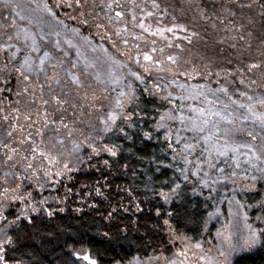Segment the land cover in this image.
Listing matches in <instances>:
<instances>
[{
  "label": "trees",
  "instance_id": "obj_1",
  "mask_svg": "<svg viewBox=\"0 0 264 264\" xmlns=\"http://www.w3.org/2000/svg\"><path fill=\"white\" fill-rule=\"evenodd\" d=\"M48 2L53 7L56 4V0ZM69 3L73 6L54 7L57 18L72 28H79L80 35L111 53L122 66V58H129V79L121 91H129L127 85L130 84L135 94L133 96L129 91V99L119 97V90L112 87L99 90L111 104L110 108L102 106L91 114L83 108L87 118L93 121L79 120L83 124L77 125V110L82 104L78 94L87 90V86H91L90 90L95 86L89 70L80 65L76 52L60 39V48H57L56 39L42 40L36 36L39 50L32 51L31 43L23 37L21 26L24 22L16 18L15 7L0 3V89H3L0 91V176L6 172L30 175L25 168L27 163L33 164L34 161L31 154L33 142L46 152L49 149L61 152L64 145L75 141L80 144V149L70 153V167L76 164L77 157L85 161L79 165V170L43 179L45 186L42 190L36 189L35 181H24L35 202L38 204L47 199V205L39 214H33L32 224L25 221L21 225L17 232L18 247L9 252V257L22 261V264H87L72 255L77 251L90 254L98 264H126L134 258L146 259L168 250L163 226L165 220L175 232L191 239L203 233L208 235L216 227L214 217L225 209L227 196L234 195L247 209L250 222L260 226L261 230L257 248L236 256L231 264H264V172L258 170L264 166L253 160L257 168L242 162L236 167L231 154L219 156L215 151L209 158L204 151L205 144L186 129L187 121L181 124L179 119L168 118L169 114L179 117L180 110L171 99L163 98L168 95L167 91L157 92L155 87L163 77L157 71L167 67L174 68L170 81L175 87L186 83L206 86L204 77L210 72V76L228 77L234 82L233 100L248 104L252 102L240 100L243 90L239 86H244L245 81L236 85V79L257 72L256 75L260 74L263 79L256 85L262 88L254 91L253 98L264 96V8L261 7L264 0H115V3L113 0H87L83 7L73 0ZM110 3L111 9L107 7ZM241 4H251V7H241ZM70 8L74 14H70ZM116 9L124 13L121 22L115 29L108 27L106 35L100 37L92 27L99 23L111 25L106 18L111 17V12ZM83 19L88 23H80ZM169 28H172L171 32L167 31ZM17 33H20L19 38ZM113 43L120 50L112 47ZM17 48L20 51L13 57ZM44 52H49L52 57L46 60L45 71L26 72L29 79L25 80L16 69L25 56L31 57L34 69L38 68ZM145 53L152 57V61L144 59ZM169 56L176 63L169 61ZM252 63L260 67L249 71ZM53 64L59 66L54 69ZM146 66L149 71H145ZM192 67L200 73L195 74L200 77L196 82L190 79ZM69 72L79 77L82 86L72 81ZM133 72L143 77V83L132 75ZM45 73L48 77L56 76L60 83L46 79ZM146 88L149 91H145ZM56 97L68 102L58 104ZM117 98L124 100V107L114 110L113 102ZM259 106L261 110L257 109ZM255 109L264 112V106L256 105ZM110 111L125 116L131 114V127L125 116L117 120V124L125 128L126 135L103 133L101 119ZM161 116L165 119L161 120ZM161 124L164 127H158ZM70 130L71 136L68 135ZM145 132L151 134V139L145 137ZM87 136H103L98 143L117 144L118 155L94 156L87 146ZM61 140L63 144L59 143ZM262 140L264 136L259 142L264 145ZM185 144H193L194 148L186 150ZM12 148L17 152L13 153ZM90 155L91 161L88 159ZM8 156H12V160ZM25 156L27 160H24ZM185 157L192 163L186 164ZM104 159L110 161L108 166L103 164ZM55 167L60 170L59 165ZM181 169L187 171L182 174ZM252 176L257 179L252 180ZM12 179L10 175V183ZM235 179L241 182L237 183ZM205 180L207 185L203 183ZM177 184L179 188L173 193ZM3 186L0 182V188ZM98 187L103 196L96 194ZM161 192L170 193L168 203L159 197ZM136 203H139L140 211L136 210ZM109 204L112 207L122 204L131 211H121L117 220L110 224L105 219ZM47 210H53L54 215L49 217ZM116 223L120 224L119 229L115 227ZM106 231L108 236L104 235Z\"/></svg>",
  "mask_w": 264,
  "mask_h": 264
},
{
  "label": "rangeland",
  "instance_id": "obj_2",
  "mask_svg": "<svg viewBox=\"0 0 264 264\" xmlns=\"http://www.w3.org/2000/svg\"><path fill=\"white\" fill-rule=\"evenodd\" d=\"M45 0H0V3H7L11 4L15 7V16L17 19H20V15L25 16L26 18L23 20L24 24L21 26L22 31L24 32L25 29L28 30L29 33L35 34L38 39H41V28H43L44 33L47 34L50 29L48 27L49 24L55 25L56 21L53 20L52 17L48 16L46 12L41 11L43 3ZM50 6V4L48 2ZM37 5L40 6V9L37 8ZM36 9L35 12L32 10ZM55 10V9H54ZM118 9L111 12V17H107L108 24H96L92 28L100 37H104L106 35V32H108L107 29L109 28H117L119 23L121 22L122 17H116L115 12H117ZM122 12V10H118ZM19 13L20 15H17ZM73 9L70 8V14H74ZM41 17L45 21V23H37L35 20L32 21V23H29L28 17ZM109 18H111V22H109ZM117 18V19H115ZM61 21V20H60ZM69 28H72L71 26H68ZM109 27V28H108ZM57 30H60L57 28ZM96 33L94 35H96ZM24 37V36H23ZM66 37L67 39H71L73 41L74 45H77L79 47L80 55H77V47L69 46L66 43ZM81 37L85 36H74L71 32H62L61 36L59 38L48 35L46 39L42 40H48V38L54 39H60L63 42H65L69 47H71L75 52L77 56V60H79L80 65L88 69L90 75L92 76V83L95 85L93 86V89H91V86L85 87L87 90H83L78 95H80V100L82 101V104L80 105V109L77 110L79 113V117L76 115V119H78V124H83L81 121H93L92 119L87 118V115L84 114L83 108H87L88 111L91 113L97 112L101 109L102 106L110 108L111 104L108 103V100H105V98L101 95L102 93L99 92V90H104V88L112 87L115 90H119V92L124 87V83L126 79H129L128 69L131 67L130 65V59L127 58L126 60H123V66L120 61H118L114 56H112L111 53H108L104 51L100 45H98L96 42L90 41V43L85 44L84 41L81 39ZM97 41L99 39L97 38ZM28 42L31 43V40H28ZM112 47H115L120 50V48L115 45V43L112 44ZM95 49V50H93ZM88 64H94L93 67H86ZM171 67V66H170ZM195 67L190 68V79L194 80V82L198 81L200 77H196V71H193ZM174 68H166L161 71H157L158 74L163 76L161 79V82H158L157 84L160 85V88H156V91L159 92L160 90L167 91L168 93H171V96L169 99L173 101L174 105L177 106V108L180 110L179 114H183L185 117L189 116H195L196 113H193L190 111V107H205L207 108L208 105L206 103L204 96H199L196 99L189 98V93L194 91H203L208 98L213 99L214 101L218 98L219 101L222 103H215L213 106L216 110L221 111L224 115H228L229 112H234L235 115L232 117L233 123L228 125L225 121H221V126H227L231 127L235 130V140L238 143L244 144H250L253 145L257 151L259 152L262 148L263 143L259 144L261 141V138L264 136V127L261 126L259 120L255 118H249L248 120H244L242 118V115H250L247 112L246 108H240L239 104L241 102H237L235 104L232 103L233 98L231 96L232 89L234 87V82H232L228 77L223 76H210L206 75L204 83H207V85L203 84H195V83H186L184 88H181L179 85L175 87L176 85L170 81L171 75H173ZM113 72L117 76L122 77L120 80V83L117 84H111L108 82V72ZM257 73V72H256ZM255 74H252L251 76L247 77L244 76L241 79H236V85L240 83L241 81L244 82V86L240 85L239 88L243 90L242 93H248V95H251L252 97L255 96L254 91H256L259 88H262V86L256 85L263 79L260 74L257 76ZM100 74L101 81L96 80V75ZM189 82V81H188ZM203 85L204 88L200 89L198 87L193 86H200ZM171 86V88H168ZM175 87V88H174ZM223 87H226L228 89L227 93H224L222 91H218V89H221ZM85 94H87V98L85 99ZM241 94V93H240ZM181 97H184L181 99ZM39 99H42V96H40ZM241 101L250 102L247 99V96L241 95L240 96ZM114 107L113 109L116 110V102L114 101ZM224 104H229L230 108L225 111L224 110ZM244 104V103H243ZM249 104V103H248ZM247 105V104H245ZM259 110L262 109V107L259 106L257 108ZM256 112H259L258 110L254 109ZM264 113V112H261ZM211 119H219V117H211ZM187 121V120H186ZM188 124V121H187ZM187 129V127H186ZM195 139H197L202 144L203 139L202 136L204 133H197L191 131ZM248 132H252L253 135L256 136V139H253L252 136L248 135ZM259 140V141H257ZM264 140H262L263 142ZM222 143V141H221ZM248 149L241 148L240 149V155H239V162L242 163H248V155H245L244 153H248ZM47 152H50L53 156L59 157V162L56 163L59 165V169L63 168L64 162H69L68 159L70 158V153H73V144L68 143L64 145V149L61 152H52V150H48ZM233 156V153L229 152ZM250 155V153H249ZM253 160H255L253 158ZM252 160V161H253ZM256 161V160H255ZM259 162V164L264 166V162ZM32 163V162H31ZM50 165L48 163V160L44 159L43 157H37L33 161L34 168H36L39 171V175L42 177V180L47 178L43 176V173L46 169H50L52 172L57 171L55 165ZM220 169H218L219 171ZM28 174H32V169L28 170ZM237 183H240L241 180L235 179ZM33 182L35 181V177H33ZM37 190H42L37 185H34ZM248 186V184L246 185ZM246 186H242L245 188ZM170 196V193H165ZM159 197L164 201L163 197L159 194ZM246 214V219H245ZM213 223H215L216 227H214L210 234L206 235L203 233L200 237L191 239L189 237H186L180 233H177L173 230V228L169 227V224H165L163 222L164 226V233L166 235V240L168 242V250L166 253L161 252L162 254L152 256L146 259H137L134 258L131 261H129L126 264H168L169 261H176V264H209V262H212V264H231L232 260L239 255H242L244 253H247L249 251H253L257 248L258 243L255 244V246L251 248H242L241 246L244 244L245 240H247L250 236L251 231H255L259 237V232L261 230L260 226H254L253 223L250 222V217L248 215L247 209L244 207V205L236 198L234 195H228L226 198L225 203V209L223 213L219 216H215L213 219ZM246 225H251V229H249ZM218 233H223V235H218ZM225 236H230V242L231 245H233V248H229V241L225 240ZM199 244L200 247L197 248L196 245ZM221 251L224 252H231V255L227 256V260L225 256H222L220 253ZM183 252V255H180V253ZM88 264V262H87Z\"/></svg>",
  "mask_w": 264,
  "mask_h": 264
},
{
  "label": "snow or ice",
  "instance_id": "obj_3",
  "mask_svg": "<svg viewBox=\"0 0 264 264\" xmlns=\"http://www.w3.org/2000/svg\"><path fill=\"white\" fill-rule=\"evenodd\" d=\"M73 2L78 5L83 7L84 4L87 2V0H73ZM113 3H115V0H113ZM64 6L67 7H72L73 4L69 3V0H56L55 8H62ZM158 7V5H156ZM251 7V4L249 5H243L241 4V7ZM53 6H50L47 3V0L43 3L42 9H40V6L37 5V8L40 9L43 12H46L48 16L52 17L53 20L56 21L55 25L49 24L48 27L50 31L45 34L43 28H41V39H46L48 35L55 36L59 38L62 34V32H71L74 36H80V29L73 27L69 28L66 23L63 21H60L57 18L56 11L54 10ZM108 8H112V4L107 5ZM262 8H264V4L261 5ZM33 12L36 11V9L32 10ZM17 15H20L17 13ZM83 16L84 13H81ZM151 15V13H149ZM124 13L117 11L116 12V17H123ZM26 17L23 15H20V19L24 20ZM71 19H76V17H70ZM29 23H32L33 20H35L38 24L39 23H45L43 18L41 17H28ZM135 19V17H133ZM109 22H111V18H109ZM82 24H87L88 20L83 19L80 21ZM141 27H144L143 24L140 25ZM180 27H183L182 25ZM59 28L60 30H57ZM161 31V30H158ZM167 31H172V28L167 29ZM119 35V32L116 33ZM162 34V31H161ZM195 35V33H193ZM20 33H17V38H19ZM11 40L12 37H9ZM24 39L27 42L28 40H31V50L32 51H38L37 47V38L35 34H31L28 32L27 29L24 30ZM81 39L84 41L85 44L90 43V40L88 37H81ZM66 43L69 46L77 47V55H80L79 47L77 45L73 44V41L71 39H67L66 37ZM125 44H127V41H124ZM55 46L57 48H60V40L57 39L55 41ZM6 47H13L12 45H7ZM95 50V49H93ZM20 51L19 48L16 49V52L13 53V57L16 56V53ZM52 57L49 52H44L43 57L39 61V66L38 68L33 67L32 64V59L30 56H25L23 62L20 64V67L16 69V71L24 77L25 80L29 79L28 75H25V73H31L33 71L37 72H44V65L46 60H51ZM144 59L146 61H152V57L148 55L147 53L144 54ZM168 60L171 61L172 63H176L175 59L172 56L168 57ZM139 60H137V63ZM153 63L159 64V61H153ZM59 65L53 64L52 67L55 69ZM95 66L94 64H88L86 67H93ZM75 67V65H73ZM260 65L257 63H252L248 70L251 71L252 69L259 68ZM163 70V69H161ZM145 71H149V68L146 66ZM193 71H196L197 74H200L198 69L194 68ZM211 75V73H208ZM68 75L72 78V81L77 84L78 86L81 85V81L78 76H76L74 73L69 72ZM108 82L111 84H119L120 80L122 77L117 76L113 72H108ZM133 76L136 77L137 80H140L143 83V77H141L138 73L133 72ZM190 75V74H189ZM46 79H52L55 83L59 84L60 80L56 76L48 77L47 73H45ZM96 80L101 81V76L100 74L96 75ZM5 83L7 84L8 81L5 80ZM243 83V81H241ZM156 88H160V85H155ZM181 88H184V85H180ZM193 87H198L200 89H203L204 86H193ZM127 88L129 89L130 92H132L133 96L135 94V90L132 88V86L129 84L127 85ZM11 91V89H8ZM42 90V89H41ZM107 90V89H105ZM115 90V89H113ZM0 91H3V89H0ZM25 91H27V88H25ZM129 91H120L119 97H129ZM145 91H149V89H145ZM218 91H222L224 93L228 92V89L226 87H223L221 89H218ZM151 94V93H150ZM17 95H20V93H17ZM241 95L247 96V99L251 101L252 103H249L247 105L241 103L239 104L240 108H246L247 112L250 115H242V118L244 120H248L249 118H255L259 120L260 124L262 127H264V113L261 112H256L255 106L256 105H261L264 106V96L254 98L251 95H248V93H241ZM171 96V93H168L167 96H164V99H168ZM199 96H204L206 103L208 105L207 108L205 107H190V111L193 113H196L195 116H189L185 117L183 114H181L179 117L173 116L169 114L168 118L169 119H179L181 124H185V121H188V124L186 125L187 130L197 132V133H204L202 136L203 142L205 144V149L204 151L209 154V158H211V154L213 151L216 152L217 155L219 156H228L229 152L233 153V156L231 157L233 160L236 161V167H239V155H240V149L245 148L248 149V153H244L245 155H248V163L252 164V167L257 168L258 166L254 163H252L253 158L256 161H261L264 162V146H262L261 150L258 152L257 149L250 144L244 143H238L235 140V132L237 130L227 127L221 126V121H225L228 125L233 123L232 117L235 115L234 112H229L228 115H224L221 111L216 110L215 107L213 106L215 103H222L219 101L217 98L215 101L213 99L208 98V96L201 90V91H194L189 93V98L191 99H196ZM87 98V94H85V99ZM184 97H181L183 99ZM56 101L58 104H63L67 103V100H62L60 97H56ZM47 103V101H45ZM233 104L237 103L236 101H232ZM116 107L117 108H123L124 107V100L117 98L116 100ZM230 108L229 104H224V110L227 111ZM121 116H125L124 113H117L116 111H110L106 117L101 119V122L103 123L104 127L102 129L103 133H125V128L117 124V120L121 118ZM211 117H219V119H211ZM125 118L128 120V126L131 127V114H127ZM7 119V117H5ZM161 120H164L165 117L161 116ZM64 128H68L67 124H63ZM158 127H164V125H158ZM11 134V133H10ZM68 135H72V131L70 130L68 132ZM83 135V133H81ZM126 135V133H125ZM145 137L148 139H151V134L148 132L144 133ZM248 135L252 136L253 139H256V136L253 135L252 132H248ZM29 139L31 137L29 136ZM86 141L88 142L87 146L92 150V154L96 157H101L102 154H107L110 157H116L118 155L119 151V146L115 143H98V141H101L103 139V136H87L85 137ZM179 136H177V142H179ZM222 141V143H221ZM24 141H21V144H23ZM43 143V141H41ZM60 144H63V141H59ZM171 147V145H169ZM5 147H8V145H5ZM184 148L186 150H191L194 148L193 144H185ZM80 149V144L76 143L73 141V151H79ZM11 151L13 153L17 152L16 148H12ZM250 153V155H249ZM31 154H32V159L35 160L37 158V154L40 157H43L44 159L48 160V163L50 165L56 164L59 162V157L58 156H53L51 155L50 152H46L44 149H42L39 145L35 144V142L32 143L31 145ZM12 156H8L9 160H12ZM28 157L25 156L24 160H27ZM89 161L92 160V156L90 155L88 157ZM85 163L83 159L80 157H77L76 159V164L72 165L70 167L71 161L69 162H64L63 163V168L56 171L53 173L50 169H46L43 173L44 177H48L51 179L53 176H62L66 172H71L73 170H79V165H82ZM185 163L190 164L192 163L191 161L187 160L185 157ZM103 164L105 166H108L110 164V161L108 159L103 160ZM213 165H210V167ZM28 169H32V174L31 175H25V176H20L16 173H5L3 176H0V182L4 185L2 188H0V264H22V261L14 258V257H9V252L10 251H15L18 247L19 244V236L17 235L18 230L20 229L21 225L27 221L28 224H32L34 222L33 220V214H39L42 210H45V206L47 205V199H43L38 202V204L35 202V198L33 197L32 191L28 190V186L24 184L25 180H33V177H35V183L38 187L41 189L44 188L45 184L41 183L42 177L39 175V171L34 168V165L32 163H27L25 172L28 171ZM259 171L264 172V167H259ZM182 174H184L187 169H181L180 170ZM199 171V168L197 166V172ZM223 171V169H221ZM196 174V173H193ZM12 176L13 179L10 183L9 181V176ZM235 175V173H233ZM185 179H187V176H184ZM252 180H256V176L251 177ZM58 183V181H57ZM205 185H207V180L203 182ZM179 188V184L176 185V188H174L172 191L175 193L176 189ZM96 194L103 196V193L101 191V188L98 187L96 188ZM160 195L163 197L165 203H168L170 201V196L168 194H165L163 192L160 193ZM30 201L32 203H30ZM18 208V211H14V209ZM110 210L107 211L105 219L109 221L110 224H112L113 221H116L118 218V214L123 211V212H129L131 211L130 208L124 207L122 204H117L115 207H112L111 204H109ZM135 208L137 211H140V205L139 203L135 204ZM61 212L64 211L63 208L60 209ZM157 214L159 215V211H157ZM47 215L51 217L54 215L53 210H47ZM170 215V213H169ZM246 214H245V219H246ZM259 219V217H258ZM165 224H168V220L164 221ZM249 229H251V225H246ZM115 227L117 229L120 228V224L116 223ZM128 226H124V230L127 231ZM105 236L109 235V232L104 233ZM218 235H223V233H218ZM225 240L229 241V248H233L234 246L231 245L230 242V236H225ZM259 237L255 231L250 232V236L247 240H245L244 244L241 246L242 248H251L255 246L256 243H258ZM75 243V242H74ZM71 247V245H69ZM197 248L200 247L199 244L196 245ZM184 253L181 252L180 255H183ZM222 256L226 257L231 255V252H224L221 251L220 253ZM72 255H74L77 259H83L84 261H87L88 264H98V261L93 258L90 254H82L81 252L73 251ZM168 264H176V261H169ZM209 264H212V262H209Z\"/></svg>",
  "mask_w": 264,
  "mask_h": 264
},
{
  "label": "water",
  "instance_id": "obj_4",
  "mask_svg": "<svg viewBox=\"0 0 264 264\" xmlns=\"http://www.w3.org/2000/svg\"><path fill=\"white\" fill-rule=\"evenodd\" d=\"M115 14H116V12H115Z\"/></svg>",
  "mask_w": 264,
  "mask_h": 264
}]
</instances>
